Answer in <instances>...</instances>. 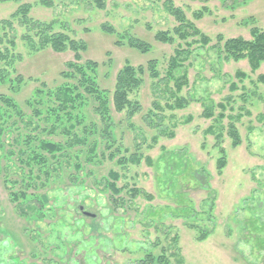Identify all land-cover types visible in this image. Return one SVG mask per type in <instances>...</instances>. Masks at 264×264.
I'll list each match as a JSON object with an SVG mask.
<instances>
[{
  "label": "rangeland",
  "instance_id": "rangeland-1",
  "mask_svg": "<svg viewBox=\"0 0 264 264\" xmlns=\"http://www.w3.org/2000/svg\"><path fill=\"white\" fill-rule=\"evenodd\" d=\"M171 1L212 39L210 44L195 42V36L188 38L190 45L178 37L173 43L155 39L158 31L173 32L179 25L166 8L167 0H104L103 8L94 0L0 1V22L29 3V17L84 40L83 61L100 64L103 89L113 92L117 73L127 62L146 68L142 86L130 96L139 101L140 110L129 117L112 105L107 126L95 113L94 102L81 108L87 125L94 123L93 131L74 130L88 140L56 158L44 152L50 174L36 173L41 176L37 188L26 189L21 180L23 167L26 172L28 167L0 151V264H145L149 258L159 264L161 256L168 264H264V82L259 80L264 63L252 71L247 59L227 60L215 48L218 35L250 39L253 27L263 28L264 0ZM103 25L141 39L150 51L140 52L126 40L116 44L120 37ZM14 26V72H9L11 80L0 82V94L14 98L32 116L26 101L43 83L55 88L69 81L62 72L74 52L40 50L35 30L30 43L22 38L28 34L26 26L19 21ZM178 49L185 51L179 69L187 74L180 92L174 80H167ZM151 60L156 61L157 79L148 70ZM19 75L22 83L16 81ZM179 97L187 99L181 109L176 106ZM206 111L212 116L206 117ZM230 124L240 137L237 146ZM43 137L69 139L62 133ZM169 152L183 153L187 169L171 168L163 159ZM131 155L140 157V163H118ZM224 155L227 163L220 170ZM111 170L120 173L117 185L124 187L126 199L117 210L105 187ZM197 171L201 182L193 176ZM20 189L39 195L38 210L28 217L19 214L12 200L11 192ZM132 189L138 190L136 197H131ZM206 231L207 237L199 240Z\"/></svg>",
  "mask_w": 264,
  "mask_h": 264
},
{
  "label": "trees",
  "instance_id": "trees-1",
  "mask_svg": "<svg viewBox=\"0 0 264 264\" xmlns=\"http://www.w3.org/2000/svg\"><path fill=\"white\" fill-rule=\"evenodd\" d=\"M94 1L99 8L104 7V0ZM31 8L32 6L29 3L20 4L9 18L3 19L0 22V82L4 83L11 80L9 72H14L11 70L14 69L13 64L17 56L14 53L17 46L15 21H19L20 24L26 26L28 34L22 36L25 41L32 43L31 32L35 30V35L39 37L38 47L40 50L46 48H51L56 52L71 50L74 52V60L67 62L68 70L62 72V76L69 81L55 88H49L43 83L42 86L44 88H37L35 95L26 101L27 105L32 107V116L25 114L14 98L0 94L1 155L4 152V155L7 157H16L22 166L28 167L27 172L23 167L24 174L21 180L26 189H35L40 186L37 180H40L41 176L40 174H36L37 172L45 173L47 176L50 174V170L47 169L48 159L45 157L44 152L50 154L52 158H56L58 155L64 153L67 148L83 144L85 140H88L85 139L87 136L77 135L74 130L80 127L86 134H90L93 131L94 123L87 125V117L80 111L89 102H94L95 113L100 116L102 123L107 126H109L112 120V105L117 112H125L129 117H133L140 110L141 105L139 101H134L130 96L142 86L146 72L145 66H134L127 62L117 73L113 92L103 89L99 84L100 64L94 60L83 61L82 54L87 49V43L84 40L73 39L65 32H55L53 31L52 24L29 17ZM166 8L178 21L179 25L175 27L173 32L158 31L155 35L156 40L163 43H173L176 40L175 38L178 37L190 45L191 42L187 41L188 38L195 36L199 38L195 42L200 41L204 45L210 44L212 39L200 32L198 27L186 18L185 13L180 7H175L171 0H167ZM103 29L107 33H115L120 37L116 41V44H120L123 40H126L130 47L140 52L150 51V45L135 36L118 34L106 25H103ZM8 30H11L13 34L11 35ZM217 40L219 42L215 48L218 49L219 53H224L227 60L233 59L239 61L247 59L252 71H257L262 63H264V27H253L250 39L241 36L226 39L222 35H218ZM183 54H185L183 50L178 49L176 51V56L171 59L167 75V80H174L178 92L187 84L186 70L181 71L182 69H179L181 61L186 58V56L184 58L181 57ZM148 70L151 72L153 78H159L155 60L149 61ZM176 70H180L177 76L175 74ZM237 75L245 76V73L238 71ZM259 80L264 82V75H260ZM16 81L22 83V76L16 77ZM186 103L187 99L179 97L176 106L181 109ZM205 116L211 117L212 114L206 111ZM221 118H224L223 114ZM11 125L16 127L13 130L14 132L12 129L8 131V127L12 128ZM229 126V135L234 141L233 144L237 146L240 143L237 128L234 124H230ZM23 128H29L30 130L25 131ZM212 130L210 129L209 132H212ZM10 133L12 135V137H9L10 141L4 143V138ZM45 133H62L69 137V139L65 142L54 141L43 137ZM71 135H73L72 139H70ZM106 146L108 147V145ZM111 147L112 145L110 144L109 148ZM91 150H94V147ZM220 152L224 154L223 149ZM183 155L181 152H169L163 159H165V162L170 163L168 165L171 168L174 167L173 169L177 172L182 171L181 169L184 171L187 169L188 163ZM169 156L171 157L170 159H168ZM115 157V154L111 155V159ZM172 159H174L173 165L171 164ZM140 160V157L131 155L128 160L125 157L118 159V163L120 165H125L128 161L140 163ZM147 160L150 164L152 163L150 158ZM226 163L227 160L224 155L219 160L218 168L222 170L226 166ZM77 167H80L79 162H77ZM198 174L197 171L196 174L193 173V176L201 182L202 178ZM120 177V173L113 170L109 171L106 177L107 182L105 187L111 191L109 201L114 210L126 205V199H123L122 195L124 187H118L117 185ZM11 195L20 215L28 217L32 214V211L38 210L37 204H35L37 203L35 197H39L38 194L32 193L31 195L25 189H20L19 191L11 192ZM137 195L138 190L132 189L131 197H136ZM37 201L41 205V201L39 199ZM209 232H204L199 240H204ZM157 261L159 264H168L165 256L159 257ZM153 262L154 260L149 258L145 264H152Z\"/></svg>",
  "mask_w": 264,
  "mask_h": 264
},
{
  "label": "water",
  "instance_id": "water-1",
  "mask_svg": "<svg viewBox=\"0 0 264 264\" xmlns=\"http://www.w3.org/2000/svg\"><path fill=\"white\" fill-rule=\"evenodd\" d=\"M81 209L83 210V207H81ZM86 214L91 215V214H89V213H86Z\"/></svg>",
  "mask_w": 264,
  "mask_h": 264
}]
</instances>
